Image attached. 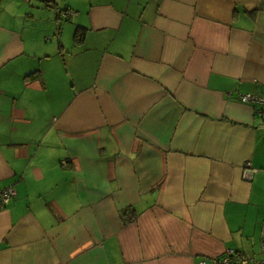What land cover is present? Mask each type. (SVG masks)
<instances>
[{
	"label": "crops",
	"instance_id": "1",
	"mask_svg": "<svg viewBox=\"0 0 264 264\" xmlns=\"http://www.w3.org/2000/svg\"><path fill=\"white\" fill-rule=\"evenodd\" d=\"M245 93L264 94V0H0V264L260 257Z\"/></svg>",
	"mask_w": 264,
	"mask_h": 264
},
{
	"label": "built area",
	"instance_id": "2",
	"mask_svg": "<svg viewBox=\"0 0 264 264\" xmlns=\"http://www.w3.org/2000/svg\"><path fill=\"white\" fill-rule=\"evenodd\" d=\"M47 1V0H46ZM61 17H70L74 14L73 11L65 9L59 12ZM239 99L243 103H256L257 109L255 113L257 116L264 118V94H240ZM247 165H249L247 163ZM253 169L245 166L243 172L244 177L247 178L253 173ZM15 190L13 187L8 186L0 191V202H7L13 195ZM260 257H255L243 252L235 251L233 249L225 250L220 256L217 257H202L195 264H264V243L261 245Z\"/></svg>",
	"mask_w": 264,
	"mask_h": 264
},
{
	"label": "trees",
	"instance_id": "3",
	"mask_svg": "<svg viewBox=\"0 0 264 264\" xmlns=\"http://www.w3.org/2000/svg\"><path fill=\"white\" fill-rule=\"evenodd\" d=\"M131 213L132 212L129 209H124L121 212V217L124 224L131 222V220L133 219L134 215H132Z\"/></svg>",
	"mask_w": 264,
	"mask_h": 264
}]
</instances>
